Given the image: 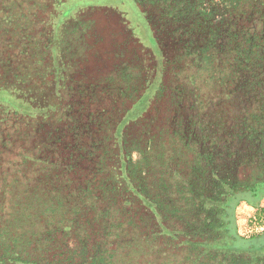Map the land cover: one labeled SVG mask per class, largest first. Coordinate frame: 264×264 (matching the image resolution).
Segmentation results:
<instances>
[{
    "label": "rangeland",
    "instance_id": "1",
    "mask_svg": "<svg viewBox=\"0 0 264 264\" xmlns=\"http://www.w3.org/2000/svg\"><path fill=\"white\" fill-rule=\"evenodd\" d=\"M215 1L205 0V14L200 15L195 0H62L44 13H29L25 8L13 12L29 16L26 21L22 16L16 24L0 21L3 74L36 73L29 83L16 82L10 76L9 83L22 91L34 86L40 101L50 96L52 105L62 108L50 120L38 111L37 119H29L32 125L22 127L10 119L0 129L1 218L5 219L1 209L8 202L6 192L14 186L12 193L21 204H35L38 211L49 200L81 199L73 189L88 188L96 194L94 209L98 213L111 209L113 215L106 222L108 230H113L105 231L104 219L95 213L90 229L83 231L89 242L120 231L139 245L142 233L152 226L142 202L129 200L126 194L113 198L101 192L113 168L105 154L118 149L116 144L109 148L106 139L116 137L121 146L125 136L124 152L133 168L136 190L144 189L151 198L157 196L151 185L157 182L159 167L154 161L159 160L163 172L167 171L166 189L160 194L166 204L165 218L171 220L166 224L190 234L197 228L196 203L193 206L186 200L196 199L186 194L196 196V192L212 189L213 183L198 166L197 155L206 149L197 145L196 125L201 121L210 127L205 136L208 146L233 154L231 161L223 162V172L220 170L225 183L245 187L263 180L264 152L260 154L261 149L245 134L246 129L264 131V119L251 125L249 119L257 113L258 88L263 89L252 78L261 77L262 71L259 65L249 70L234 66L231 49L239 44L232 40L228 8ZM14 2L17 8L23 5V0ZM3 5L0 1V18L8 14ZM46 44L54 52L45 53ZM204 54L212 58L204 57L201 63ZM198 63L203 69L206 63L212 80L196 87V79L191 77L202 72ZM43 81L47 83L42 85ZM243 88L253 95L251 99L247 100ZM0 103L15 105L5 92H0ZM256 136L262 145L264 136ZM223 139L227 149L217 147ZM18 151L25 155L17 156ZM31 157L36 163L30 162ZM125 201L129 206H123ZM258 205L264 207V197ZM125 211L133 217L127 225L121 223ZM254 215L255 208L246 203L235 209L237 233L245 239L264 232V224ZM71 232L64 236L68 241L78 236L85 239L78 231ZM186 239L181 233L176 243L184 244ZM165 249L166 257L151 254L153 264H185L183 250ZM140 259L133 264H142Z\"/></svg>",
    "mask_w": 264,
    "mask_h": 264
},
{
    "label": "trees",
    "instance_id": "2",
    "mask_svg": "<svg viewBox=\"0 0 264 264\" xmlns=\"http://www.w3.org/2000/svg\"><path fill=\"white\" fill-rule=\"evenodd\" d=\"M0 1L8 10V14L0 18V21H4L6 24H16L21 16L25 21L30 19L29 16L22 15V13L20 15L14 14L15 10L18 12L25 8L29 13L32 10L44 13L46 8L55 9L62 2V0H23V5L17 8L14 0ZM204 1L195 0L196 11L200 15L205 14ZM215 3L224 4L229 10L228 20L231 22V29H234L232 30L234 33L232 40H236L239 44L233 45L231 49L234 66L240 67L242 70H249L253 67L252 65H259V69L262 71L261 77L254 75L252 78L257 84L263 85V89L258 88L261 93L258 94L257 113L254 112L249 118L251 119L250 125L258 123L259 120L264 119V108L260 109L262 103L264 104V0H216ZM232 44H234L233 41H231ZM48 45L44 46L43 51L45 53L48 51L54 52L53 48L50 49ZM21 53L22 51L19 52V54ZM204 57L212 58L204 54L199 59L201 63ZM205 66L206 63L204 65L205 70L200 66L199 70L202 72L196 74L195 77H191L196 79V87L201 82L208 83L212 80L210 70H206ZM0 70V92H5L15 102L14 107H10L12 104L6 106L0 103V129L10 119L19 121L22 127L31 124L29 119H37L38 111L42 112L41 114L46 120H50L53 113L60 114L62 110L60 104L52 105L51 97L47 95L46 99L40 101L34 86L22 91L14 87V84L9 83V76L13 77L14 80L16 79V82L21 81V83H24L27 81L29 83L36 73L30 72L25 75L22 72L23 74L20 75L18 73L10 75L7 72L4 75L3 69ZM233 72L237 71L234 70ZM46 83L43 81L42 85ZM243 90L247 92L245 95L247 100L253 97L248 89L243 88ZM161 91L159 89L155 94L156 100L159 99ZM201 122L196 125L198 128L196 130H199L197 145L199 148L205 146L206 149L197 155L199 159L198 166L201 170L200 173L203 176L205 174L204 177L213 181V183L212 189H206L201 193L196 192V196L191 193L186 194L188 198L196 199V202L185 199L188 202H193V206L196 203L197 228L195 231L192 230L190 234H187L183 230L177 229L175 225L169 226L166 224L167 222L171 223V220L165 218L166 204L160 198V194L164 193L166 189V186H163V181L167 172H163L164 167L161 162L157 159L154 161L155 166L159 167V173L157 174V182L152 184L151 187L152 189L155 187L158 194L151 198L144 194V189L138 188L136 190L133 168L130 167L129 157L124 152L125 136L121 146L116 137H110L106 139L109 142V148L114 147V144H116L118 149L105 154L106 162L112 163L113 168L109 169L108 180L102 187L101 192L104 194L109 193L110 197L113 198H123L126 194L128 196L125 197L129 200H140L142 202L145 211L149 212L152 226L150 230L142 233L140 244L135 245L133 238L128 235L125 237V234L120 233V231L106 235L100 241L93 237L92 243L89 242V235L83 231L90 229L95 213L98 212L94 209L96 203H93L96 200V198H93L96 197V194H93L88 188L85 191L78 190L79 188L73 189L79 193L77 199L80 197L81 199L74 201L60 199L56 203L49 200L45 208L43 207V210L38 211L35 204H21L19 196H14L12 193L14 188L17 187L14 186L12 191L8 190L6 192L8 202H5V205H3L5 208L1 209L5 219L0 217V264H133L140 258L142 264H153L151 254H163V257H166L165 248H169L172 252L183 250L185 252L182 253L185 255V264H264V232L261 235L245 239L237 233L235 218L236 207L240 203H246L255 208L254 218L256 221L264 224V207L258 205L259 199L264 197V178L252 186L245 187L225 183L220 172L225 169L223 162L227 158L231 161L233 154L227 155L225 152L223 154V152H219L218 148H212V144L208 146L205 136L208 134L210 127H204L203 121ZM246 130V139H252L255 146L261 149L259 153L262 154L264 143L259 146L260 143H257L259 139L256 135L263 137L264 131L260 133L253 129ZM223 142H225V139L220 141L221 145H217V147L227 149L223 146ZM21 155H25V153L18 151L17 156L20 157ZM253 158L259 160L260 156ZM30 159V162L36 163L33 157ZM214 161L216 167L212 168ZM62 173L64 172L62 171ZM182 202L186 203L183 200ZM54 204L57 205L56 208ZM127 205L129 206V202L125 201L123 206ZM183 206L186 208L188 205ZM35 210L38 211V214L35 213ZM117 212V215L120 216L121 212ZM124 213H126V216H122L121 223L126 222L127 225L132 222L133 217L127 211ZM97 216L104 219L105 231L113 230L111 228L108 230L106 223L113 220L111 209L104 210L103 213H98ZM44 227H47V229H44ZM71 231H78L85 239L78 236L74 240L68 241V238L64 236ZM181 233L188 238L184 244L176 243L177 236ZM57 235L62 236L61 241L55 240ZM79 241L81 243H78ZM142 244L144 245L141 246ZM138 246V249H134ZM170 256L174 257L175 255L173 253ZM167 262L160 264H166Z\"/></svg>",
    "mask_w": 264,
    "mask_h": 264
}]
</instances>
